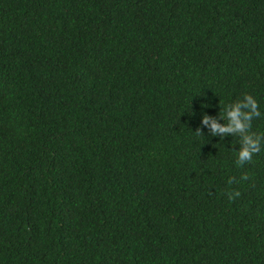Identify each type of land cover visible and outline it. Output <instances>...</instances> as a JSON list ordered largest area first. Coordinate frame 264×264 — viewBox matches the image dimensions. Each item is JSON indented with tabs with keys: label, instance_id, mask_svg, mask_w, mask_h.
Instances as JSON below:
<instances>
[{
	"label": "trees",
	"instance_id": "16d2710c",
	"mask_svg": "<svg viewBox=\"0 0 264 264\" xmlns=\"http://www.w3.org/2000/svg\"><path fill=\"white\" fill-rule=\"evenodd\" d=\"M245 94L264 0H0V264H264Z\"/></svg>",
	"mask_w": 264,
	"mask_h": 264
},
{
	"label": "clouds",
	"instance_id": "9594fccd",
	"mask_svg": "<svg viewBox=\"0 0 264 264\" xmlns=\"http://www.w3.org/2000/svg\"><path fill=\"white\" fill-rule=\"evenodd\" d=\"M226 115L228 119L226 125H221L208 116L204 117L203 124L212 129L213 135L239 133L243 136L237 159V164L242 166L250 162L254 155L264 150V133H249L254 117L261 115L259 102L251 94H245L243 99L230 106V110L227 111ZM243 179L246 180L247 176H244ZM232 182L233 180L229 179V183ZM240 195L239 191L229 192V199L235 200Z\"/></svg>",
	"mask_w": 264,
	"mask_h": 264
}]
</instances>
